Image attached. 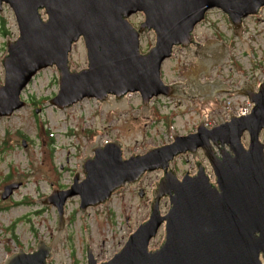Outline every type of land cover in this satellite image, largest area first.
<instances>
[{
    "label": "water",
    "instance_id": "water-1",
    "mask_svg": "<svg viewBox=\"0 0 264 264\" xmlns=\"http://www.w3.org/2000/svg\"><path fill=\"white\" fill-rule=\"evenodd\" d=\"M4 5L12 9L20 35L14 41L7 39V54L0 60L5 69L0 118L9 119L26 107L22 92L40 71L54 67L59 72V91L50 105L69 110L84 99L95 98L111 113L118 106L129 109L127 94L139 93L145 117L151 113L153 98L175 97L176 84L164 82L162 66L176 47L190 50L194 29L208 11L219 9L226 14L246 49L243 21L257 15L264 0H0V14ZM136 13L145 16L139 28L130 22ZM149 31H154L155 44L142 53L141 36ZM80 40L85 43L88 66L73 70L70 54ZM246 84L248 89L236 94L248 96L253 103L248 115L230 113L229 121L212 129L203 118L195 132L184 136L173 132L171 143L144 154L139 148L129 158L124 157L120 140L102 145L98 136L94 146H87L86 158L79 160L84 179L77 171L69 188L54 189L37 200L57 210L58 234L52 246L60 242L62 264L66 259L60 234L68 225L69 199L79 197L83 215L157 170L163 176L156 180L148 219L107 261L98 262L87 243L88 264H264V82L258 91L243 78L242 86ZM110 95L115 96L113 100ZM199 151L207 158L214 181L199 161L195 174L187 172L179 178L175 159L191 154L195 161ZM18 187L7 185L2 198ZM163 198L170 202L165 215L160 208ZM163 226L164 241L152 250L151 242ZM52 246L40 240L37 249L26 252L21 248L4 264H48L54 255Z\"/></svg>",
    "mask_w": 264,
    "mask_h": 264
},
{
    "label": "rangeland",
    "instance_id": "rangeland-1",
    "mask_svg": "<svg viewBox=\"0 0 264 264\" xmlns=\"http://www.w3.org/2000/svg\"><path fill=\"white\" fill-rule=\"evenodd\" d=\"M223 16L224 13L218 10L208 12L204 22L208 20L211 23L198 26L197 39L202 42L215 40L217 30V37L232 46V56L223 70V76L237 83L241 75L260 85L259 82L264 81V10L258 16L244 20L247 28L244 37L248 39L250 53L234 36ZM2 18H5V25ZM144 20L143 13L130 17L136 28ZM19 35L16 17L12 9L4 5L0 14V60L7 54V39L14 41ZM155 38L154 31L144 34L141 51L146 52L154 46ZM70 59L73 70L88 66L83 40L73 46ZM189 62L186 52L177 49L175 56L164 62V78L167 81L176 80L180 66L185 69L184 65ZM183 78L185 76L179 79ZM4 81L5 69L0 62V85ZM58 91V69L46 68L22 92V99L28 105L9 119L0 118V264L21 248L26 252L37 249L40 240L52 246L58 234V213L54 206H45L37 200L48 196L54 189L69 188L77 171L81 180L84 179L79 160L86 158L87 146H94L98 136L102 144L120 140L124 144V157L129 158L138 154L139 148L144 154L149 148L170 143L173 132L182 135L193 132L204 116L213 123L224 122L230 113L226 102L229 105H249L241 96H222L226 100L224 106L216 100L211 103L193 101L188 105L175 99H153L149 106L151 113L143 117V102L139 93L128 95L129 109L122 110L118 106L117 111L112 109L110 113L95 98L84 99L69 110H60L49 104ZM261 140L264 142V134ZM248 142L249 136L245 135L246 146ZM93 155L89 152V156ZM197 161L204 164L207 173L214 179L208 160L201 151L195 161L191 154L176 158L174 167L179 178L187 172L194 174ZM162 176V170L147 173L136 187L127 185L116 192L108 204L89 208L83 215L79 197L69 199L64 238L60 234L66 264H88L87 243L98 262L107 261L119 252L130 234L148 219L153 190ZM14 183L19 187L3 199L5 187ZM169 207V198H163L160 204L162 213H167ZM164 238L163 226L150 248L155 250L160 247ZM53 253L48 264H62L59 241H56Z\"/></svg>",
    "mask_w": 264,
    "mask_h": 264
},
{
    "label": "flooded vegetation",
    "instance_id": "flooded-vegetation-1",
    "mask_svg": "<svg viewBox=\"0 0 264 264\" xmlns=\"http://www.w3.org/2000/svg\"><path fill=\"white\" fill-rule=\"evenodd\" d=\"M223 17L229 21L225 14ZM197 28L194 31V43L191 44L189 51L181 47L175 49V52L177 49H182L186 52V56L190 61L187 63L188 67L184 69L180 66L181 69L178 72V78L173 81H167L164 78V66L162 67L161 75L164 82L166 84H176L173 89V95H175V97L169 98L166 96H160L157 99H175L179 102L184 101L188 105L193 101L211 103L216 100L218 103H223L222 105L224 106L226 100L225 98H222V96L226 98L241 96L244 97L247 103L252 107L248 96L236 94V91L238 90L248 89L247 84L245 87L242 86L243 78L239 77V81L235 83L236 81L231 82L228 78L223 76V70L226 68L228 61L232 56L231 44L222 42L221 39L217 37L219 34L217 30L215 31V40L202 42L197 39ZM211 30L214 29L211 28ZM238 69L240 68L238 67ZM182 76H185V78L179 79ZM245 79L247 83H251L255 87V90L259 89V85H255L250 78ZM210 120L209 117L204 116L205 126L209 129L223 123H213Z\"/></svg>",
    "mask_w": 264,
    "mask_h": 264
},
{
    "label": "built area",
    "instance_id": "built-area-1",
    "mask_svg": "<svg viewBox=\"0 0 264 264\" xmlns=\"http://www.w3.org/2000/svg\"><path fill=\"white\" fill-rule=\"evenodd\" d=\"M250 112V106H240L236 108V113L238 115H246Z\"/></svg>",
    "mask_w": 264,
    "mask_h": 264
},
{
    "label": "trees",
    "instance_id": "trees-1",
    "mask_svg": "<svg viewBox=\"0 0 264 264\" xmlns=\"http://www.w3.org/2000/svg\"><path fill=\"white\" fill-rule=\"evenodd\" d=\"M2 24L5 25V18H2Z\"/></svg>",
    "mask_w": 264,
    "mask_h": 264
}]
</instances>
